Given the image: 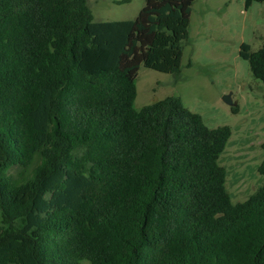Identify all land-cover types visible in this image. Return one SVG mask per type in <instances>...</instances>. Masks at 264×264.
I'll return each mask as SVG.
<instances>
[{
  "label": "trees",
  "instance_id": "16d2710c",
  "mask_svg": "<svg viewBox=\"0 0 264 264\" xmlns=\"http://www.w3.org/2000/svg\"><path fill=\"white\" fill-rule=\"evenodd\" d=\"M194 1L94 21L0 0V264H264V180L233 202L219 163L231 127L177 95L133 107L141 65L180 72ZM239 55L264 84V42Z\"/></svg>",
  "mask_w": 264,
  "mask_h": 264
},
{
  "label": "rangeland",
  "instance_id": "374dc122",
  "mask_svg": "<svg viewBox=\"0 0 264 264\" xmlns=\"http://www.w3.org/2000/svg\"><path fill=\"white\" fill-rule=\"evenodd\" d=\"M195 0L189 38L179 73L140 66L136 78L135 109L177 95L201 114L209 127L229 125L231 135L219 163L226 168V188L233 202L246 199L263 183L257 168L264 158V84L254 78L239 55L245 42L252 50L264 42V0ZM94 21L134 18L145 0H88ZM190 62V64H188ZM230 93L237 113L223 101ZM11 173L16 174L17 168Z\"/></svg>",
  "mask_w": 264,
  "mask_h": 264
},
{
  "label": "water",
  "instance_id": "95a60500",
  "mask_svg": "<svg viewBox=\"0 0 264 264\" xmlns=\"http://www.w3.org/2000/svg\"><path fill=\"white\" fill-rule=\"evenodd\" d=\"M222 99H223V101L226 102L227 104L233 106L234 102L231 100L230 93H227V94L223 95Z\"/></svg>",
  "mask_w": 264,
  "mask_h": 264
}]
</instances>
